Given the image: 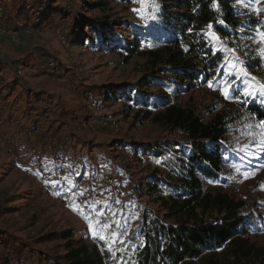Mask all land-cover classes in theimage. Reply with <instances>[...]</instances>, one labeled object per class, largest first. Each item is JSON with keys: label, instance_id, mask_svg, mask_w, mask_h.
Wrapping results in <instances>:
<instances>
[{"label": "rangeland", "instance_id": "1", "mask_svg": "<svg viewBox=\"0 0 264 264\" xmlns=\"http://www.w3.org/2000/svg\"><path fill=\"white\" fill-rule=\"evenodd\" d=\"M16 1L0 3H6L8 11ZM49 1V7L39 11L41 25L20 33L19 43L0 34V234L14 240L10 248L19 247L23 264H38L45 255L58 258L73 240L128 256L130 235L140 228L145 210L164 223L174 221L173 216L165 217L171 210L160 202L171 192L165 182L182 185L183 174L170 161L181 146L190 151L192 142L165 122V106L144 104V95L174 98L172 104L194 109L205 121L215 114L209 110L235 101L221 91L226 84L264 100V81L244 67L254 52L262 56L264 69V0H236L246 12L245 21L251 14L260 21L241 38L240 50L216 39L226 54L225 77L212 87L197 85L176 98L147 86L163 66L154 63L150 52L164 55L165 45L135 37V27L144 30L153 20L158 0H102L106 5L100 7L88 4L101 0ZM56 5L66 14L54 11ZM12 9L0 17L7 30L17 28L18 16H28L22 4ZM90 20L94 29L89 23L76 28ZM109 86L120 87V93L133 100L107 99ZM233 130L226 140L243 163L228 165L220 182H210L207 188L245 203L250 221L246 232L237 236L254 251L238 261L222 247L206 252L197 264L264 260V130L251 122ZM157 142H170L172 147L162 155L144 150ZM82 193L88 196L86 204L80 200ZM202 216L210 221L218 213L209 210ZM90 223L99 235H93ZM70 228L75 238L46 239ZM8 254L10 250L0 245V256ZM117 264H123L121 259Z\"/></svg>", "mask_w": 264, "mask_h": 264}, {"label": "trees", "instance_id": "2", "mask_svg": "<svg viewBox=\"0 0 264 264\" xmlns=\"http://www.w3.org/2000/svg\"><path fill=\"white\" fill-rule=\"evenodd\" d=\"M88 5L100 7L106 3L101 0ZM54 11L66 14L57 5ZM49 13L52 12L48 10ZM245 13L237 7L236 0H158V10L147 28L141 30L135 27L136 41L147 37L166 47L164 55L150 52L154 55V63H162L163 66L160 67V76L149 78L147 86L161 88L163 95L172 92L176 98L178 94L194 86L209 81L213 84L220 82L225 77L226 54L216 44V39L240 50L244 34L254 31L260 25L253 14L245 21ZM92 22L90 20L83 22V25L76 24V28L89 23L94 29ZM244 67L264 81L261 55L253 52L245 59ZM105 91L107 99L117 97L133 100L132 96L121 94L120 87L109 86ZM230 95L235 101H225L220 108L209 110L215 114L208 121L203 120L192 108L172 104L175 102L174 98L153 92L144 95V104H152L156 108L165 106V122L182 130L192 140L190 151H187L186 146H181L179 150H175L178 153L170 161L180 168L183 174L182 185L165 182V187L171 192L160 202L171 210V216L165 217L173 216V222L164 223L160 218L152 217L150 210H145L143 223L130 235L131 244L126 246L128 256L106 247L98 250L96 246L73 240L67 244L65 254L58 258L45 255V259L38 264H117L119 259L123 264H197L196 260L203 258L206 252L222 247H227L232 257L238 261L251 257L253 246L237 236L246 232L250 221L244 214L245 203L226 193L207 188L210 182H220L228 165L243 163L242 156L235 153L226 140L233 129H243L251 122L264 130V100H254L234 88ZM171 147L170 142H157L144 147V150L162 155ZM62 159L63 162L69 161L67 158ZM209 210L218 213L210 221L202 216ZM75 236L74 229L70 228L58 234H49L46 239H68ZM13 243V239L4 238L0 234V245L6 251L10 250L9 256H0V264L25 263L19 256L22 252L19 247L10 248ZM262 258L264 259V253ZM209 264L218 262L210 260ZM261 264H264V260Z\"/></svg>", "mask_w": 264, "mask_h": 264}, {"label": "built area", "instance_id": "3", "mask_svg": "<svg viewBox=\"0 0 264 264\" xmlns=\"http://www.w3.org/2000/svg\"><path fill=\"white\" fill-rule=\"evenodd\" d=\"M17 0V4H22L23 10L28 13V16L23 18L19 17L17 21V28L15 30H7L3 23H0V34H9L12 37V41L19 43L20 33H31L35 26L41 25V18L39 11L47 8L49 6L48 0ZM41 3V5L38 4ZM8 6V5H7ZM37 10V11H36ZM6 3H0V17L7 13ZM53 62L50 65L53 66ZM80 200L82 203L86 204L88 202V196L84 193L80 195Z\"/></svg>", "mask_w": 264, "mask_h": 264}, {"label": "snow or ice", "instance_id": "4", "mask_svg": "<svg viewBox=\"0 0 264 264\" xmlns=\"http://www.w3.org/2000/svg\"><path fill=\"white\" fill-rule=\"evenodd\" d=\"M211 27V26H210ZM264 35V34H262ZM228 75H231L230 73ZM235 85L234 84H231V85H228L226 84L224 88L221 89V91L223 92V94L228 97L232 91V88L234 87ZM209 87H212V81H209ZM47 183V182H46ZM51 183L53 185H58L60 182L59 181H51ZM71 207H73V210L74 211H78V212H81L82 209L78 206H75V205H70ZM89 228L92 230L93 232V235H99V233L93 228L92 224L90 223L89 224ZM100 239H104L103 236H100L99 237Z\"/></svg>", "mask_w": 264, "mask_h": 264}, {"label": "crops", "instance_id": "5", "mask_svg": "<svg viewBox=\"0 0 264 264\" xmlns=\"http://www.w3.org/2000/svg\"><path fill=\"white\" fill-rule=\"evenodd\" d=\"M12 5L10 6V4H8L10 7H9V9H8V11H9V13H12V11H13V7H18V4H17V2H14V3H11Z\"/></svg>", "mask_w": 264, "mask_h": 264}]
</instances>
